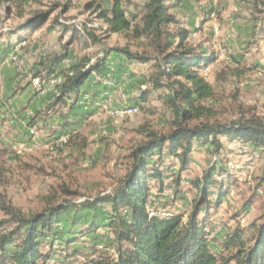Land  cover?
Returning a JSON list of instances; mask_svg holds the SVG:
<instances>
[{"label": "rangeland", "instance_id": "obj_1", "mask_svg": "<svg viewBox=\"0 0 264 264\" xmlns=\"http://www.w3.org/2000/svg\"><path fill=\"white\" fill-rule=\"evenodd\" d=\"M145 3L123 0L133 24H140ZM166 3L179 26L190 31V45L215 59L203 71L214 90V98L204 103L214 114L209 122L264 121V0ZM111 4L112 0H35L21 8L0 6V196L25 218L64 202L79 205L112 194L130 167L132 150L148 142L151 134L166 136L175 129L173 115L164 102L165 91L151 86L152 64L147 65V78L140 83L119 82L112 72L105 85L112 90L95 103L94 113L83 108L68 116V121H81L77 140L70 141L72 135L62 129L65 111H45L57 84L63 81L60 77L46 80L44 75L34 78L41 71L39 64L49 56L66 48V65L71 67L84 58L95 63L115 49L141 57L154 55L146 37L109 31L100 16ZM40 14H49L43 25L23 28ZM16 48L18 62H11L9 55ZM108 62L112 63L110 69L120 65L112 58ZM47 85L50 89L41 95ZM126 88L135 91L129 93ZM105 96L111 99L107 109L98 106ZM127 106H134L137 113L121 119L118 112ZM39 110L45 114L34 120ZM198 124L192 121L188 125ZM222 140L225 147L221 152L195 143L183 173H179L177 157H156L150 168L160 170L163 182L150 181L147 211L153 210L161 218L182 216L187 223L202 196L197 181L203 184L206 174L215 168L210 207L208 212L202 209L199 220L209 216V246L217 256L230 260L232 252L222 245L226 239L236 231L251 237L264 223V149ZM64 188L76 195L67 196ZM219 193L225 198L216 206ZM110 214V205L97 211L71 208L64 213L62 222L53 229L62 235L44 239L43 252L56 253L49 264H61L63 252L90 254L95 245L114 256L113 234L104 227ZM9 219L0 210V221ZM93 224L100 229L90 233ZM14 226L11 223L7 228Z\"/></svg>", "mask_w": 264, "mask_h": 264}, {"label": "trees", "instance_id": "obj_2", "mask_svg": "<svg viewBox=\"0 0 264 264\" xmlns=\"http://www.w3.org/2000/svg\"><path fill=\"white\" fill-rule=\"evenodd\" d=\"M34 1L0 0V6L8 4L21 8ZM100 17L111 33L133 32L138 38L146 37L154 55L141 57L126 49H115L95 63L84 58L77 60L70 68L64 67L69 57L66 48L61 54L49 56L39 64L41 71L34 78L44 75L46 80L60 77L63 81L57 84L45 111H65L67 116H64L62 129L72 135L70 141L77 140L81 121H68V116L83 108L94 113L95 103L109 89L95 79L94 74L101 76L110 73L113 76L114 67L110 69L108 61L110 58L117 61L121 57L120 64H152L151 86L154 90L161 88L165 91L164 102L173 115L175 129L166 136L151 134L148 142L132 150L130 167L112 194L86 200L79 205L64 202L28 218L21 215L19 210L10 208L6 198L0 196V210L10 216L9 220L0 221V264H49L56 253L43 252L44 239L62 235L53 230L55 225L62 222V215L71 208L97 211L105 205H110L112 209L104 227L113 234L114 256L95 245L90 254L63 252L61 256H65L61 264H264V223L251 237L236 231L226 239L222 245L232 252L230 260L217 256L209 246L206 234L210 225L209 216L206 215L203 220H199V217L203 208L208 212L210 207L213 196L210 189L215 183L212 180L213 167L206 174L203 184L201 181L196 183L202 196L195 202L187 223H183L182 216L150 218L147 211L150 181L163 182L160 170L150 168L156 157L158 160L177 157L180 161L179 173H183L187 171L195 143L210 145L217 152L225 147L222 139L228 144L239 143L264 149V121L238 120L226 125L209 122L214 114L204 103L214 98V90L204 78L203 71L215 59L207 57L204 52L199 53L190 45V31L179 26L166 0H146L140 24H133L128 18L123 0H112L111 8L102 12ZM48 18L49 14H40L23 28L39 27ZM94 41L97 39L94 38ZM44 114L39 110L34 120ZM192 121L200 124L190 127L188 124ZM64 193L67 196L76 195L65 188ZM224 198L219 193L216 206ZM11 223L15 226L8 230ZM99 229V225L93 224L88 232L95 233ZM70 244L67 242L68 246ZM82 256L84 258L80 262Z\"/></svg>", "mask_w": 264, "mask_h": 264}, {"label": "crops", "instance_id": "obj_3", "mask_svg": "<svg viewBox=\"0 0 264 264\" xmlns=\"http://www.w3.org/2000/svg\"><path fill=\"white\" fill-rule=\"evenodd\" d=\"M205 55L207 56L206 53H205ZM120 60H121V57L117 59V61H119V62H120ZM110 65H112V63H110ZM149 69H150V67H148L147 65L141 66L138 64H127V63L125 64V63L121 62L120 65H117L112 70H114V77L119 82L124 81L127 84H131V83H135V82L140 83L142 80H144V78H147V74H148L147 71L149 72ZM125 74H128V78L125 77ZM46 89H50V85H47L44 88V91H42L41 95L45 94ZM127 89H129V88H126V90ZM111 90H112V88L108 89V91H111ZM134 91H135V89L130 90L128 92L130 93V92H134ZM105 94L106 93L102 94V96L104 97ZM133 95H135V94H133ZM136 95H137V97H136V102H137L139 100L138 98H140V96H141V92L139 94H136ZM48 99H50V98H48ZM86 111H87V109H86Z\"/></svg>", "mask_w": 264, "mask_h": 264}, {"label": "built area", "instance_id": "obj_4", "mask_svg": "<svg viewBox=\"0 0 264 264\" xmlns=\"http://www.w3.org/2000/svg\"><path fill=\"white\" fill-rule=\"evenodd\" d=\"M23 44V46L24 45H26V43L24 42V43H22ZM20 46L21 45H19V48H20ZM18 57H19V50H18V48H16L10 55H9V58H10V61L11 62H18ZM69 62L68 61H66L65 62V65L66 64H68ZM68 68H70L69 67V65H66ZM94 77H95V79H97L99 82H102L104 85H106V83L107 82H109L110 80H111V77H112V75L109 73V75H96V74H94ZM35 84H36V82H35ZM60 84V83H59ZM110 84V83H109ZM111 85H112V83H111ZM86 99H90L89 97H87ZM111 104V99H110V97L108 98L107 96H105V98L103 99V101H102V103H100V104H98V106L100 107V108H105V109H107L108 108V106ZM137 113V110H136V108L134 107V106H127V107H124L122 110H120L119 112H118V115H119V117L121 118V119H127V118H130V117H132V116H134L135 114ZM63 141H67V139L65 138V139H63ZM229 168L230 169H234L235 167L234 166H232V165H229ZM149 213V216H150V218H152V217H160L159 216V214H157V212H155V211H153V210H151L150 212H148Z\"/></svg>", "mask_w": 264, "mask_h": 264}]
</instances>
